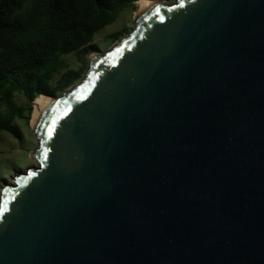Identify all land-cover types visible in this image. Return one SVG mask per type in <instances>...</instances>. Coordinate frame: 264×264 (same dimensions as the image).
I'll return each instance as SVG.
<instances>
[{"label":"water","instance_id":"95a60500","mask_svg":"<svg viewBox=\"0 0 264 264\" xmlns=\"http://www.w3.org/2000/svg\"><path fill=\"white\" fill-rule=\"evenodd\" d=\"M51 97L0 264H264V0H151Z\"/></svg>","mask_w":264,"mask_h":264},{"label":"trees","instance_id":"16d2710c","mask_svg":"<svg viewBox=\"0 0 264 264\" xmlns=\"http://www.w3.org/2000/svg\"><path fill=\"white\" fill-rule=\"evenodd\" d=\"M137 1L0 0V133L21 138L16 119L29 122L31 100L58 96L77 83L86 72L87 54L98 48L95 36ZM72 53L81 57L80 66L65 60ZM16 93L28 98L27 107L16 102Z\"/></svg>","mask_w":264,"mask_h":264},{"label":"rangeland","instance_id":"374dc122","mask_svg":"<svg viewBox=\"0 0 264 264\" xmlns=\"http://www.w3.org/2000/svg\"><path fill=\"white\" fill-rule=\"evenodd\" d=\"M166 3L174 2L175 0H164ZM138 4L124 9L119 15L115 23L108 26L99 32L94 39V43L98 46L97 49L92 50L87 54V64L85 70H88L91 56L95 52H104L111 49L123 37L130 34L135 26V20L139 15ZM120 31V36L114 39V33ZM65 60L73 67H78L82 64V59L76 53L68 54ZM16 102L21 106H26L28 98L16 93ZM32 105V113L29 122L26 118H17L16 121L20 125L23 136L21 138L14 137L11 133L3 131L0 133L2 140L0 142V194L5 183L12 182L13 176L20 171H25L28 167L36 165L37 161L31 157L32 151L37 148L38 142L34 132V119L36 118V111L34 103ZM27 113V112H26Z\"/></svg>","mask_w":264,"mask_h":264},{"label":"bare ground","instance_id":"6f19581e","mask_svg":"<svg viewBox=\"0 0 264 264\" xmlns=\"http://www.w3.org/2000/svg\"><path fill=\"white\" fill-rule=\"evenodd\" d=\"M137 4L139 6L138 8V12L140 13V11L147 6L148 4H151V0H138ZM53 99L51 96L48 95H40L38 96L35 101H34V106H35V111H36V118L34 119V125L36 126L38 117L43 109V107L45 106L46 102L48 100Z\"/></svg>","mask_w":264,"mask_h":264}]
</instances>
